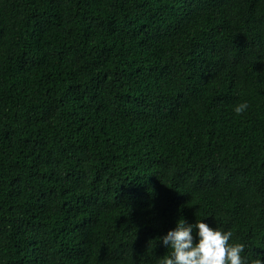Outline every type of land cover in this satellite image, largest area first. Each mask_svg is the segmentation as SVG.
Returning <instances> with one entry per match:
<instances>
[{"label": "trees", "instance_id": "16d2710c", "mask_svg": "<svg viewBox=\"0 0 264 264\" xmlns=\"http://www.w3.org/2000/svg\"><path fill=\"white\" fill-rule=\"evenodd\" d=\"M200 219L264 260V0H0V264H158Z\"/></svg>", "mask_w": 264, "mask_h": 264}, {"label": "clouds", "instance_id": "9594fccd", "mask_svg": "<svg viewBox=\"0 0 264 264\" xmlns=\"http://www.w3.org/2000/svg\"><path fill=\"white\" fill-rule=\"evenodd\" d=\"M247 109V101H242L232 110L241 114ZM232 238L231 230L210 227L202 219L195 223L178 220L175 228L159 237L171 251L160 258L158 264H264L259 255H246V245L239 241L230 242Z\"/></svg>", "mask_w": 264, "mask_h": 264}]
</instances>
